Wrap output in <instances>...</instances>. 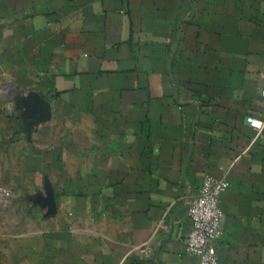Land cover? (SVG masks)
I'll list each match as a JSON object with an SVG mask.
<instances>
[{
    "label": "crops",
    "instance_id": "obj_1",
    "mask_svg": "<svg viewBox=\"0 0 264 264\" xmlns=\"http://www.w3.org/2000/svg\"><path fill=\"white\" fill-rule=\"evenodd\" d=\"M263 86L264 0H0V264H199L207 175L264 264Z\"/></svg>",
    "mask_w": 264,
    "mask_h": 264
},
{
    "label": "built area",
    "instance_id": "obj_2",
    "mask_svg": "<svg viewBox=\"0 0 264 264\" xmlns=\"http://www.w3.org/2000/svg\"><path fill=\"white\" fill-rule=\"evenodd\" d=\"M261 92L264 95V86ZM245 122L257 129L263 126V121L251 114L246 115ZM226 187L225 179L207 175L188 200L187 215L191 227L186 238V253L195 256L199 264H220L215 242L221 236L219 200ZM141 253L146 254V250L142 249Z\"/></svg>",
    "mask_w": 264,
    "mask_h": 264
}]
</instances>
